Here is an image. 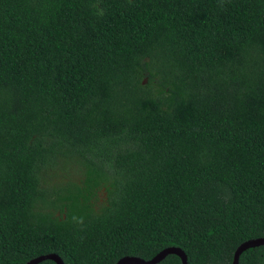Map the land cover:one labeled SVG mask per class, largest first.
Segmentation results:
<instances>
[{"label":"trees","instance_id":"obj_1","mask_svg":"<svg viewBox=\"0 0 264 264\" xmlns=\"http://www.w3.org/2000/svg\"><path fill=\"white\" fill-rule=\"evenodd\" d=\"M257 237L264 0H0V264H231Z\"/></svg>","mask_w":264,"mask_h":264},{"label":"water","instance_id":"obj_2","mask_svg":"<svg viewBox=\"0 0 264 264\" xmlns=\"http://www.w3.org/2000/svg\"><path fill=\"white\" fill-rule=\"evenodd\" d=\"M264 244V237H257L252 239H247L241 242L233 251L231 264H237L239 254L250 247L258 246ZM167 254H175L180 258L181 264H186L185 256L182 251L174 247H165L156 253L152 258L144 260L134 256H123L119 258L115 264H155L156 262L163 259ZM49 259L52 260L55 264H62L59 257L55 254H44L37 257L29 259L24 264H36L42 260Z\"/></svg>","mask_w":264,"mask_h":264},{"label":"rangeland","instance_id":"obj_3","mask_svg":"<svg viewBox=\"0 0 264 264\" xmlns=\"http://www.w3.org/2000/svg\"><path fill=\"white\" fill-rule=\"evenodd\" d=\"M145 81H143V83H145ZM62 173L61 172H53V173H47L44 175V179L46 181V185H54L56 184L57 182L59 181H62ZM105 194L103 192V190H100L96 196V199H95V203H94V206L97 207L99 206L102 201H103V198H104Z\"/></svg>","mask_w":264,"mask_h":264}]
</instances>
